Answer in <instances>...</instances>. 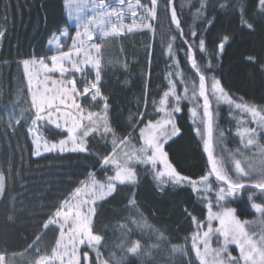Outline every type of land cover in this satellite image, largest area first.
Instances as JSON below:
<instances>
[{"label":"trees","instance_id":"obj_1","mask_svg":"<svg viewBox=\"0 0 264 264\" xmlns=\"http://www.w3.org/2000/svg\"><path fill=\"white\" fill-rule=\"evenodd\" d=\"M139 4L142 9L137 8L138 15L133 19L125 11V34L106 40L102 46L98 87L108 104L109 126L119 139L138 145L139 130L150 120L161 119L162 112L157 111L159 101L172 85L181 97L185 88L182 77L194 79L198 87L199 77L192 68L191 56L206 76L213 115V155L224 159L228 175L236 179L228 154L236 153L239 157V149L251 156L257 149H245L236 135L239 123L247 115L234 105L245 103L264 108V11L259 0H156L154 19L147 11L152 8L151 0H139ZM173 10L179 28L172 22ZM129 27L131 32L127 31ZM65 28L69 36L62 37L61 51L70 48V37L75 36L76 28L67 15L64 0H0V174L4 177V191L0 192V254L6 256L7 264H29L34 259V248L29 245L34 241L41 251H50L59 230L55 224L47 229L43 225L59 205L72 196L82 181L89 179V174L101 181L114 175L112 165L103 163V158L113 150L111 132L105 134L101 127L84 138L85 152L48 151L43 149L44 145L63 140L68 136L67 130L60 121V128L47 120L32 123L35 110L31 108L23 62L53 55L48 41ZM201 39L204 51L199 46ZM98 41L97 35L92 42ZM221 42L224 49L219 53ZM51 75L60 78L59 73ZM68 76L75 79L77 89L83 92L88 82L95 80V71L84 66L83 72ZM213 77L234 101L232 105L213 99ZM80 97L86 111H105V99L97 97L92 101L91 95ZM169 101L171 108L175 101L171 96ZM179 109L172 113L179 132L164 144V151L181 176L199 181L211 171L203 151L207 139L202 123L203 98L198 97V102L181 99ZM259 138L264 144V131H259ZM157 170H161V165L157 164ZM135 171L134 184H118L111 196L96 201L94 233L102 237L100 256L92 248L81 247L82 253L87 252V259L81 256L82 264H105L113 253L119 257L122 253L118 245L124 240L122 233L126 228L132 230L130 240L140 243L141 254L150 249L153 257L129 253L127 264H170V252L152 248L157 234L163 236L168 250L181 246L188 252L182 257L184 264H200L192 248V237L198 231L197 222L203 225L202 230L206 228L207 203L212 202L216 210V191L222 183L213 175L209 178L213 191L194 192L188 182L159 184L150 165L137 163ZM241 182L251 185L254 181L245 176ZM132 199L150 227L140 230L132 223L136 218L129 204ZM253 202L264 203V193L243 188L223 201L235 210L238 219L261 225L260 214L251 207ZM229 251L238 256L233 246H229Z\"/></svg>","mask_w":264,"mask_h":264},{"label":"snow or ice","instance_id":"obj_2","mask_svg":"<svg viewBox=\"0 0 264 264\" xmlns=\"http://www.w3.org/2000/svg\"><path fill=\"white\" fill-rule=\"evenodd\" d=\"M131 16H136V8L141 7L139 0H136L134 7L131 0H64V6L70 20L75 22V36L70 37L71 46L67 51H61L62 41L58 37L49 40L50 46L55 45L56 53L46 58L33 57L31 60H25L26 71L28 72V87L31 95V108L35 110L33 124L37 121L47 120L54 123L56 128H60V120H63L68 137L66 140L59 141V149L64 151L69 143L68 149L73 152H85L84 138L92 132L98 131L101 127L105 134L112 133L113 150L110 156L103 158L105 165H112L114 175H110L106 180H98L94 174H89L87 181H82L81 186L76 188L69 199L64 200L53 216H50L43 225L45 229L49 225L55 224L59 230V236L55 240L54 246L50 251H41L36 245H29L34 248V259L30 264H82L81 256L87 259V252H81V246L92 248L100 256V247L102 237L94 233V217L96 215V201L103 200L111 196L117 185L134 184L136 182L137 172L135 165L137 163L150 165L155 170V177L161 185H179L188 182L194 192L213 191L210 182V176H215L216 181H221L222 185L216 191L215 204L216 210H213L212 202L207 203V230L203 231V225H200L195 218L194 222L198 224V231L192 237V248L196 252L200 264H264V203H251V207L256 213L260 214L261 231L258 234L251 233L248 230L250 223L255 221H242L235 215V210L226 207L223 203L226 197H230L241 191L245 185L241 182L242 177H250L254 182L251 188L264 193V144L260 143L259 131H264V108H257L254 105L245 103H235V108L248 113L252 122L257 125L256 128H249L241 121L236 129V135L240 137L241 144L245 149L253 146L257 152L251 156L241 150L236 153L230 152L229 162L234 166L237 178L233 179L228 175L225 168V161L221 157L215 158L213 155V115L210 111L211 102L206 90V76L197 64L196 60L189 57L192 68L196 70L199 77L198 87L194 79L182 77L181 82L185 84L184 96L175 94V85L163 94L159 101L157 111L164 113L160 120L152 122L151 120L140 129V140L142 144L139 148L130 145L127 141L119 139L113 129L109 126L107 119L108 104L101 95L98 84L101 79V61L102 46L108 39L124 35L123 20L125 16V4ZM152 8L148 9V16L155 18L156 0H151ZM261 10L264 11V0H259ZM203 8V5L201 6ZM172 22L180 27L176 19L175 10L172 12ZM242 22L247 23L246 21ZM151 27V25H144ZM249 28L251 24L247 25ZM128 32L132 28H127ZM2 35V33H0ZM61 36L68 37L69 33L65 28L60 32ZM99 36L98 42L94 41ZM195 35V33H193ZM173 39H175L173 37ZM227 40V37H224ZM91 42V43H90ZM200 49L204 51V40H200ZM222 51L224 42L219 44ZM171 52V44L169 45ZM50 60V64L46 62ZM91 66L95 71V80L88 82L83 92L77 89L74 78L68 76L69 73L83 72L84 66ZM211 67V65H209ZM53 73H59L60 78L54 79ZM35 81V88H33ZM171 84V81H170ZM92 93L91 100L96 101L97 97L105 99L104 112L86 111L80 103L77 102L78 96H88ZM211 94L219 103L224 101L232 105L234 101L228 96L220 84L219 80L212 78ZM172 97L174 104L169 108V97ZM198 97L203 98V116L202 123L205 125L207 139L204 147L208 153V163L211 171L208 175L202 176L199 181H191L187 177L181 176L168 161L167 153L164 151V144L171 136L178 134L172 113L179 111L181 99H188L190 102L197 101ZM192 115L196 112L193 110ZM55 117V119H53ZM169 126H171L169 128ZM259 130V131H258ZM198 134L200 132L197 129ZM222 135V134H221ZM57 148L56 144L51 145L46 150L51 151ZM157 164L163 166V171L157 170ZM226 185V187H225ZM4 191V177L0 174V192ZM252 195L249 201H252ZM129 204L136 212V218L132 223L137 229L143 230L150 227L144 220L142 213L136 207L134 199ZM212 221H218L219 227L213 228ZM125 227L126 226H122ZM131 229L122 233L124 240L118 245L121 249V255L117 257L113 253L110 261L105 264H127L126 257L129 253L133 255H143L147 259H153L150 249L140 252V243L130 240ZM223 238L221 241L220 238ZM215 238L218 247H212V241ZM40 239L37 236V241ZM201 245L203 246L201 248ZM229 245H235L239 250L238 256H233L229 251ZM35 246V247H34ZM152 248L162 249L170 252V264H184L182 257L187 256L188 252L181 246H173L167 249L164 238L157 234V243ZM0 264H7L6 256L0 254Z\"/></svg>","mask_w":264,"mask_h":264},{"label":"rangeland","instance_id":"obj_3","mask_svg":"<svg viewBox=\"0 0 264 264\" xmlns=\"http://www.w3.org/2000/svg\"><path fill=\"white\" fill-rule=\"evenodd\" d=\"M131 2H132V4H133V6L135 7L136 6V0H131ZM113 3H115V0L113 1ZM125 11L127 12V14L129 13V17H131V19H133L134 17L133 16H131V14H130V12L128 11V7H127V3L125 4ZM141 7H138V10L140 9ZM142 9V8H141ZM136 11H137V8H136ZM138 15V14H137ZM140 17V16H139ZM54 37H58L60 40H62V37L63 36H61L60 34H57V35H55V36H53L52 38H51V40L54 38ZM48 46H49V48H53V50H54V54L56 53V48H55V45H52V46H50L49 45V43H48ZM46 62H48L49 64L51 63L50 62V60H46ZM23 66H24V69H25V65L23 64ZM90 66V65H89ZM29 68H31V66H29ZM29 71V70H28ZM28 71H26V69H25V73H26V77H27V79H28ZM54 74V73H53ZM51 75V74H50ZM33 84L36 86V84H35V81H33ZM35 86H33V88H35ZM89 95H92V93L90 92L89 93ZM88 95V96H89ZM31 96V95H30ZM100 98V97H99ZM81 99V97L80 96H78L77 97V102L78 103H80V100ZM213 99L215 100V98L213 97ZM216 101V100H215ZM219 104H222V105H226V104H228V103H226V102H224V101H221V102H219ZM245 114L247 115L246 117V119H244V123L246 124V126L247 127H249L250 125H252V128H256L257 127V125L255 124V123H253L252 122V118H251V116L248 114V113H246L245 112ZM163 115H164V113H162V116H161V118L163 117ZM173 118V117H172ZM60 122H61V124H62V126H63V129H65L66 130V127L64 126V122H63V120H60ZM171 126H169V128H170ZM143 128V127H142ZM250 128V127H249ZM33 134H34V128H33V132H32ZM138 134H139V137H140V130H139V132H138ZM68 137V136H67ZM67 137L66 138H64L63 140H66L67 139ZM139 141H140V143L138 144V145H135V144H133L132 142L130 143V141L128 142L130 145H135V147H137V148H139L140 146H141V144H142V141L140 140V138H139ZM53 144H56L57 145V150H59V142H57V143H47V144H45L44 145V147H43V149L44 150H46L47 148H50L51 147V145H53ZM71 147V144L69 143L68 145H66V148L65 149H69ZM160 165V164H159ZM161 171H163V166L161 165ZM207 217H206V228L203 230V231H206L207 230ZM212 226H213V228H218L219 227V222L218 221H212ZM248 230L251 232V233H255V234H257V236H256V238H258V234L260 233V231H261V225H258V224H256V223H250L249 225H248ZM59 235H57V237H58ZM221 239V241L223 240V238L221 237L220 238ZM218 246H220V245H218L217 244V242H216V240H215V238L213 239V241H212V247L213 248H215V247H218ZM229 246H233L234 248H235V250L237 251V253H238V255H239V250L236 248V246L235 245H229ZM81 247H84V246H81ZM203 246L201 245V248H202ZM49 250H51V248L49 249ZM32 261V259L30 260V262ZM30 262H29V264H30Z\"/></svg>","mask_w":264,"mask_h":264},{"label":"water","instance_id":"obj_4","mask_svg":"<svg viewBox=\"0 0 264 264\" xmlns=\"http://www.w3.org/2000/svg\"><path fill=\"white\" fill-rule=\"evenodd\" d=\"M170 5V4H169ZM218 50H219V53L221 52V50H220V48L218 47ZM203 151H204V153H205V155H206V159H207V161H208V153L205 151V147L203 146ZM220 183H222L221 181H219ZM245 185V187L244 188H251L250 186L251 185H249V184H244Z\"/></svg>","mask_w":264,"mask_h":264}]
</instances>
